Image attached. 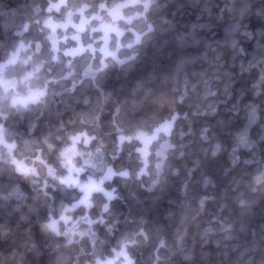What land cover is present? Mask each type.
Wrapping results in <instances>:
<instances>
[{"label":"clouds","instance_id":"9594fccd","mask_svg":"<svg viewBox=\"0 0 264 264\" xmlns=\"http://www.w3.org/2000/svg\"><path fill=\"white\" fill-rule=\"evenodd\" d=\"M0 264H264V0H0Z\"/></svg>","mask_w":264,"mask_h":264}]
</instances>
